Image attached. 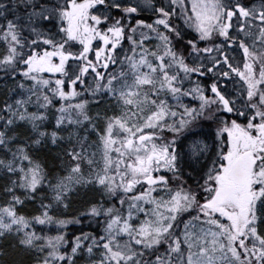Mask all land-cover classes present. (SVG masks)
<instances>
[{
  "label": "snow or ice",
  "instance_id": "snow-or-ice-1",
  "mask_svg": "<svg viewBox=\"0 0 264 264\" xmlns=\"http://www.w3.org/2000/svg\"><path fill=\"white\" fill-rule=\"evenodd\" d=\"M0 90V264H264V0H0Z\"/></svg>",
  "mask_w": 264,
  "mask_h": 264
},
{
  "label": "trees",
  "instance_id": "trees-1",
  "mask_svg": "<svg viewBox=\"0 0 264 264\" xmlns=\"http://www.w3.org/2000/svg\"><path fill=\"white\" fill-rule=\"evenodd\" d=\"M0 91H2V90H0ZM2 98H3L2 95H0V99H2ZM57 152H58V149H56V148H51V147L45 148L44 152L41 153V156L44 157L45 159H47V164L45 165V167L56 166L57 170H58V166L60 164V161L59 160H54V159L51 158V156H55L57 154ZM48 153H51V156H48L47 155ZM26 207L27 208H32V207H34V205L29 203V204H26ZM68 214H70V215L73 214L70 209L68 210ZM84 223L85 224L88 223L86 219H85ZM68 230H69V232L75 234V232L83 231L85 229L81 228L79 225H72V226L69 227ZM91 230L95 231V227H93ZM3 243L4 242L1 240L0 244H3Z\"/></svg>",
  "mask_w": 264,
  "mask_h": 264
}]
</instances>
